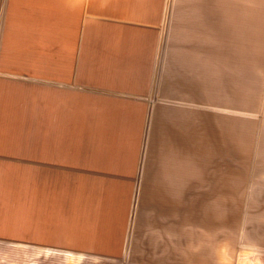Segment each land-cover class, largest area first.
<instances>
[{"label": "rangeland", "instance_id": "1", "mask_svg": "<svg viewBox=\"0 0 264 264\" xmlns=\"http://www.w3.org/2000/svg\"><path fill=\"white\" fill-rule=\"evenodd\" d=\"M169 1L171 44L157 50L163 86L156 78L148 105H132L119 140L88 143L120 172L108 173L99 215L105 249L116 252L0 238V264H264V0ZM196 5L244 13L183 38L179 7ZM105 94L92 88V105Z\"/></svg>", "mask_w": 264, "mask_h": 264}, {"label": "crops", "instance_id": "2", "mask_svg": "<svg viewBox=\"0 0 264 264\" xmlns=\"http://www.w3.org/2000/svg\"><path fill=\"white\" fill-rule=\"evenodd\" d=\"M168 2L0 0V238L116 252L105 249L99 215L108 173L120 172L88 143L119 140L132 105H148L156 78L163 86ZM220 8L179 7L183 38L212 35L229 20L220 14L244 13ZM92 88L106 100L92 105ZM88 229L99 233L81 234Z\"/></svg>", "mask_w": 264, "mask_h": 264}, {"label": "water", "instance_id": "3", "mask_svg": "<svg viewBox=\"0 0 264 264\" xmlns=\"http://www.w3.org/2000/svg\"><path fill=\"white\" fill-rule=\"evenodd\" d=\"M150 112H151V109H150ZM146 136H145V141H146ZM145 141H144V144H143V150H142V154H141L140 169H139L138 177H137V186H136V192H135V197H134V205H133V211H132V215H131V221L133 220V217H134V211H135L137 198H138V191H139V188H140L142 167H143L144 155H145V150H146V142Z\"/></svg>", "mask_w": 264, "mask_h": 264}, {"label": "bare ground", "instance_id": "4", "mask_svg": "<svg viewBox=\"0 0 264 264\" xmlns=\"http://www.w3.org/2000/svg\"><path fill=\"white\" fill-rule=\"evenodd\" d=\"M169 1V0H168ZM168 3H170V1L168 2ZM168 5V4H167ZM145 165V164H144ZM124 257H125V255H124Z\"/></svg>", "mask_w": 264, "mask_h": 264}]
</instances>
